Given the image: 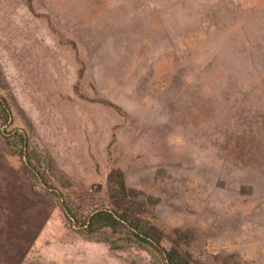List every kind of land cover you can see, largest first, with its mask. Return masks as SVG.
I'll return each instance as SVG.
<instances>
[{
    "label": "rangeland",
    "instance_id": "rangeland-1",
    "mask_svg": "<svg viewBox=\"0 0 264 264\" xmlns=\"http://www.w3.org/2000/svg\"><path fill=\"white\" fill-rule=\"evenodd\" d=\"M0 70L60 200L107 208L119 172L165 248L264 264V0H0ZM4 130L0 264H155L69 226Z\"/></svg>",
    "mask_w": 264,
    "mask_h": 264
},
{
    "label": "trees",
    "instance_id": "trees-1",
    "mask_svg": "<svg viewBox=\"0 0 264 264\" xmlns=\"http://www.w3.org/2000/svg\"><path fill=\"white\" fill-rule=\"evenodd\" d=\"M3 81L0 70V90L4 89ZM12 121L11 101L9 97L0 94V125L5 127L2 135ZM5 134L7 145L24 161L23 168L28 178L35 185L45 188L48 196L61 201L67 224L87 238L107 243L113 251L130 248L145 250L154 259L155 264H242L220 255L211 256L204 261L194 260L190 257V249L182 246L180 239L172 240V246L165 248L162 245L164 231L155 223L151 214L142 212L141 208H144L146 203L138 201V194L125 187L119 172L112 171L108 176L110 205L107 208L94 209L87 214L79 213L73 205L60 200L57 191L49 184L46 174L47 161L30 150V138L26 133L14 131Z\"/></svg>",
    "mask_w": 264,
    "mask_h": 264
}]
</instances>
